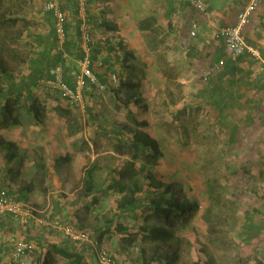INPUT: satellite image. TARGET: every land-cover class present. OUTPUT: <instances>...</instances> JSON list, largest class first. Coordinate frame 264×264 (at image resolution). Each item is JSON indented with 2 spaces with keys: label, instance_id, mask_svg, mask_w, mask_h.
Here are the masks:
<instances>
[{
  "label": "rangeland",
  "instance_id": "1",
  "mask_svg": "<svg viewBox=\"0 0 264 264\" xmlns=\"http://www.w3.org/2000/svg\"><path fill=\"white\" fill-rule=\"evenodd\" d=\"M43 1L24 0L28 3L25 16L42 14ZM158 2L116 0L115 9L120 16L110 21L116 22L119 31L113 36L106 30L95 37L96 42L106 45L110 39L119 42L126 38L125 48L117 52L123 58L121 56L116 62L115 69L118 78L137 84L136 89L122 87L120 95H116L113 89L120 85L110 80V87L104 86L99 92L94 89L86 97L83 94L79 102H70L49 86L48 81H42L34 90L40 120L33 115L28 100L22 95L18 101L12 99L7 105L14 110L19 123L1 128L0 136L5 145L10 146L11 155L13 152L17 158L23 155L24 162L16 163V172L21 174L17 182L34 181L35 193L29 194L28 203L34 210L32 216L37 218L45 217L47 212L41 211L49 206L50 209L54 207L53 212L58 215L55 219L61 220L65 204L72 208L79 205L85 187L86 163L102 158L95 173L100 197L94 204L80 205L79 213L83 217L76 226L85 225L83 229L91 235L103 236L106 249L120 264H143V260L154 257L157 249L176 248L177 242L181 244V258L176 264H197L201 257L213 264H252L251 258L261 253L257 240L253 239L262 237L264 240V234L251 239L247 235L260 229L263 219L259 216L253 220L254 211L264 207V110L255 122L245 120L248 124L244 131L231 139L233 127L218 123L206 106L198 107L201 104L196 100V93L203 86L202 80L195 66L189 64L185 52L180 50L179 30L182 33L187 26L177 23V27H170L167 23L169 13L163 16ZM126 4L130 5L132 15L125 9ZM33 17L28 19L27 29L46 32L43 15ZM144 22L150 23L148 32L141 27ZM126 52L136 54V59L126 60ZM75 70H78L77 64ZM128 99L132 100L131 110L138 114L140 121H147V126L129 119ZM262 107L264 109V105ZM90 111L95 114V121ZM122 126L137 127L158 140L164 153L157 163L162 173L159 178L176 182L177 187H183L200 206L187 223L175 226L176 236L167 244L135 232L145 226L162 225L155 215L135 220L117 211L122 196L119 190L131 186L132 180L140 179L141 164L150 161L141 151H132L128 145L120 146L119 138L109 132ZM40 154L50 165L49 171L57 157L71 154L72 160L59 172L52 170L53 175L40 183L42 177L36 173ZM112 168L118 169L119 182L102 188ZM246 212L250 215L246 216ZM28 219L24 217L21 222L25 225ZM117 224L128 230L117 232ZM49 229H40L44 232L42 239L31 231L30 237H22L35 246L28 264H35L39 254L47 251L52 252L55 264H67L55 250L56 242L52 243L57 238L55 234L59 239L64 237Z\"/></svg>",
  "mask_w": 264,
  "mask_h": 264
},
{
  "label": "trees",
  "instance_id": "2",
  "mask_svg": "<svg viewBox=\"0 0 264 264\" xmlns=\"http://www.w3.org/2000/svg\"><path fill=\"white\" fill-rule=\"evenodd\" d=\"M60 3L61 9L67 14L66 40L63 45L60 44L57 37L53 14L43 11L44 2L42 4V14L39 13L38 15H43L42 24H45L48 30L46 32H32L30 28L27 29L28 19L33 16H37L38 18V15H30V18L27 15L25 16L27 14L25 13V5H28V3H24V0H0V129L16 126L19 123V119L14 117V110L8 109L7 105L12 99L18 101L22 95H25L28 100L33 115L37 117V120H40L38 118L41 114H39L40 110L35 104L34 90L42 81L53 79L51 70L57 65L61 64L64 68V81L66 84L71 88L75 86L77 76L79 75V66L77 63L78 70L73 71L76 64L74 63L73 65L71 62L72 60H79L84 56L81 50L83 34L81 28L82 21L79 20V28L76 29L78 37L74 41L72 37L74 30L69 26V15L66 6L62 0H60ZM90 20H88V25L90 23L91 27L93 25L98 26V23L93 22L92 18ZM101 25L103 24L101 23ZM141 27L147 30L149 25L144 22ZM126 44L127 41L122 40L115 46L109 42L108 46L94 40L91 53V69L98 78L101 87L96 88L89 82L83 92L85 97L87 94L92 93L94 89L99 92L104 86L110 87L111 75L118 77L115 64L122 55L117 52L123 50ZM64 52L72 58L70 62L69 60L68 62L64 60ZM124 57L126 60L128 58L136 59V54L126 52ZM70 65L73 66V69H70ZM223 67H225V64ZM114 85H120L119 88L113 89L116 95H120V88L122 87L136 89L137 86V84L123 77ZM131 102L132 100L128 99L126 104L128 110H130L129 119L147 126V121H140L138 114L131 110ZM200 104L198 107L204 105L203 102H200ZM90 116L93 121L96 120L95 114L91 111ZM229 121L232 122V120ZM109 132L119 138L120 146L128 145L132 151H141V154L150 160L149 163L141 164L140 170H142V176L140 179L132 180L131 186L119 190L122 196L117 204V211L121 215L132 217L135 220L146 217L148 214L155 215L161 221L162 225L145 226L142 230L135 232L143 234L142 236L146 238H154L165 244L171 242L176 236L175 226L177 224L184 225L187 223L198 212L199 204L191 199L183 187L180 186L178 188L176 182H167L159 178L162 176V173L158 170L157 163L163 158L164 153L157 139L151 137L146 131L134 126H122ZM5 144V141L0 136V195L5 193L8 197L14 198L18 202L29 204L28 197L31 192H35V183L33 180L17 182L21 174L20 172H16V163H23L24 158L23 155L18 158L15 157L16 152H13L14 154L11 155L10 146H6ZM2 153H5V155H1ZM71 160V154H65V156L55 158L52 163L53 170L59 172L62 168L68 167ZM101 160L102 158H96L92 163H86L84 170L85 187L79 205L87 202L85 206H89V202L94 204L100 197L98 191L99 184L95 181V173L98 170ZM49 166L41 155V159L36 165V173L42 177L40 183H45L49 178ZM119 179L118 169L112 168L108 179L101 186L104 185L102 188L110 187L111 184L119 182ZM15 185L17 186L16 188ZM89 196L90 199L88 200ZM263 211V206L255 210L253 220L262 216L263 224ZM245 215L249 216L250 214L246 212ZM6 216L12 217L10 215ZM116 230L120 233L126 232L128 227L117 224ZM263 232V228L256 229L252 230L251 235L248 233L247 235L251 239L262 235ZM102 237L96 236L95 238L103 243L104 240ZM176 244V248L169 247L166 250L162 248L157 249L154 257L149 261L143 260V264H176L181 258V244L178 242ZM59 245L56 246L55 250L67 260V264H93L90 261L87 251L83 249L76 250L72 247L73 244H69L65 240H61ZM196 263L213 264L212 261L206 262L202 257ZM13 264L16 263L13 261ZM35 264H55L52 252L47 251V253L39 254Z\"/></svg>",
  "mask_w": 264,
  "mask_h": 264
},
{
  "label": "crops",
  "instance_id": "3",
  "mask_svg": "<svg viewBox=\"0 0 264 264\" xmlns=\"http://www.w3.org/2000/svg\"><path fill=\"white\" fill-rule=\"evenodd\" d=\"M62 1L69 15V26L74 30L72 37L75 41L78 37L76 29L79 28V20H81L75 7L77 0ZM115 1L88 0V19L91 21L90 19L92 18L93 22L98 23V26L93 25L92 27L89 23V31L92 33L94 40H96V35H99L102 31L105 32L107 30L106 33L113 34V36L119 31V27L115 25L116 22L110 21L111 19H118L120 16V13L115 9ZM191 1L159 0L158 7L160 11H164L163 16L169 13L167 23H169L170 27H177L178 24L183 25V23L187 26V29L185 28L182 33L179 30V35H181L180 38L182 39L180 50L185 52L189 64L195 66V71L198 73L200 80L206 71L220 61L224 62L225 67L221 71L214 73L207 83L201 81L203 86L197 91L196 99L198 103L203 102V106H206L208 111L213 113V117L219 121L218 123L225 125L227 128L229 126L230 128L233 127L230 130L231 136L241 134L244 131L245 124H248L247 122L245 123V120L255 122L262 116L261 110H264L262 107L264 105V0H262L260 8L252 14L249 24L244 29L246 42L259 51L261 59L246 53L236 61L228 57L224 42L218 37V31L222 27L236 24L239 13L250 0H204L209 6L208 15L200 14L191 5ZM129 6L126 4L125 9H128V14L132 15L133 11H131ZM194 23L198 24V33L195 38H192L190 37V32ZM147 24L150 26L149 22ZM149 30L148 28L147 32ZM122 40L127 41L126 38H122L119 39V42H114L112 39L108 40V42L115 46ZM100 43L105 44V42L101 41ZM74 63L77 64V60H72L71 64L74 65ZM70 69H73V66ZM229 120H232V122ZM52 170L53 168H51ZM51 171L48 170L49 176L53 175ZM69 205H64L61 210L62 215L64 214L61 219H66L75 225L80 224L83 217L82 213H79L80 205H76L74 208ZM49 209L50 207L47 206V209H43L41 212H47L45 217H51L50 219L54 220L58 215L54 214V207L50 209L51 212ZM42 217L45 218L44 216ZM28 218V223L24 225L21 222L22 218L15 219L0 215V264H13L14 241L24 240L29 242V240L22 239V237H30V231L37 238L42 239L44 232L40 229L50 230L47 226H44L43 218L35 216ZM38 225L40 229H38ZM84 226L80 225V228H85ZM262 228L264 229V224L260 225V229ZM55 235L57 238L52 243L56 242L57 246H60L61 240L64 239H59L58 235ZM94 237L96 236L94 235ZM253 240H257L258 250L261 253L259 255L255 253L256 258L253 259L252 257L250 262L252 264H264V240L262 237ZM102 244L105 246L104 243ZM74 249L82 248L75 247Z\"/></svg>",
  "mask_w": 264,
  "mask_h": 264
},
{
  "label": "built area",
  "instance_id": "4",
  "mask_svg": "<svg viewBox=\"0 0 264 264\" xmlns=\"http://www.w3.org/2000/svg\"><path fill=\"white\" fill-rule=\"evenodd\" d=\"M262 0H250L246 7L239 13L236 24L232 26L222 27L218 31V37L221 38L225 44L228 57L236 61L242 55L250 53L257 59H261L259 51L247 44L244 29L249 24L250 18L261 6ZM191 5L202 15H208L209 6L204 0H192ZM88 0H77L76 10L82 21V41L81 50L84 53L83 58L77 60L79 65V75L77 76L74 88H71L64 81V68L57 65L52 68V80L46 82L55 91H57L64 99L70 102H79L83 99V92L90 82L96 88H100V82L96 75L92 72V45L94 38L89 31L88 25ZM43 11L45 13H52L55 18V27L57 37L60 44L63 45L66 40V21L67 14L61 9L60 0H46L43 4ZM198 33V24L194 23L191 26L190 37L195 38ZM64 60L71 61V57L64 52ZM224 62L220 61L218 64L206 71L202 77V82H207L211 76L221 71ZM112 83H118V77L111 75ZM34 210L29 204L18 202L14 198L8 197L5 193L0 195V215H10L15 219L24 217H31ZM44 226L60 232L66 241L77 245L78 247L87 251L97 264H120V262L106 249V247L88 231L79 228L75 224L60 220H44ZM35 252V246L28 241L16 240L13 243V261L16 264H28L31 254Z\"/></svg>",
  "mask_w": 264,
  "mask_h": 264
}]
</instances>
